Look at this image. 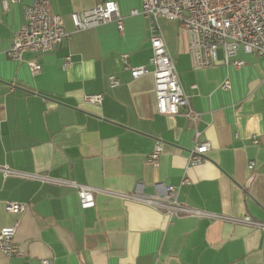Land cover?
Here are the masks:
<instances>
[{"label":"crops","instance_id":"1","mask_svg":"<svg viewBox=\"0 0 264 264\" xmlns=\"http://www.w3.org/2000/svg\"><path fill=\"white\" fill-rule=\"evenodd\" d=\"M101 1L107 0H52L50 10L62 16L70 37L54 51H28L17 61L7 53L32 0H18L8 11L0 0V167L18 173L5 177L0 169V228L17 225L15 240L24 252L6 257L0 250V264H40L43 258L54 264H264L260 229L220 219H170L124 197L163 194L186 176L190 183L178 196L183 204L264 222V55L240 49L235 59L245 64L236 68L221 51L213 66L195 69L187 32L161 19L180 81L200 113L194 125L157 109L149 22L131 14L142 0H116L123 32L116 22L74 29L72 12ZM67 55L71 62L64 67ZM30 59L41 63L39 74L31 72ZM139 65L149 72L134 79L129 66ZM111 74L121 81L113 88ZM227 78L231 87L223 89ZM101 92L99 106L84 103V95ZM196 131L211 148L192 166ZM158 139L163 151L154 167L146 158ZM71 181L94 188L95 207L81 206ZM7 201L27 208L9 212Z\"/></svg>","mask_w":264,"mask_h":264},{"label":"built area","instance_id":"2","mask_svg":"<svg viewBox=\"0 0 264 264\" xmlns=\"http://www.w3.org/2000/svg\"><path fill=\"white\" fill-rule=\"evenodd\" d=\"M18 0H2L5 11ZM52 0H32L25 6V22L14 32L12 46L8 56L17 61L23 60L25 52H51L70 37L66 31L62 16L50 10ZM132 15H143L149 22L152 55L149 65L152 66L154 90L159 113L165 115H184L191 123L197 124L200 113L190 102V95L184 89L175 62L169 52L162 29L161 19L177 21L188 35V52L195 69L213 66L221 50L226 64L239 68L244 61L235 59L240 49L246 53L258 56L264 55V0H142L140 9H133ZM75 30H87L109 22H116L119 30H124V18L120 13L116 0L101 1L91 8L75 11L71 14ZM124 65H128V56H121ZM71 62L67 55L63 66ZM31 72L37 75L42 65L36 59L28 60ZM134 79L147 74V65L129 66ZM121 83L115 74L109 76L111 88ZM223 89H230L231 83L227 78L221 85ZM87 105H100L104 93L84 95ZM200 133L196 131V141L191 148L188 161L192 166L201 164L211 145L207 141H199ZM254 143L259 138L253 136ZM163 151V142L156 140L153 150L146 161L154 167L159 166ZM255 161H250L249 169L254 170ZM4 176L18 174L8 166H2ZM30 176V174H27ZM40 177L39 175H32ZM77 188L80 204L84 209L96 205L94 188L86 184L69 182ZM188 177H184L179 185H168L163 194L142 196L138 193L124 195L127 199L145 203L157 210H163L172 219L175 216H193L197 218L220 219L233 224H245L260 229L264 234V222L250 215L226 216L213 213L201 208L191 207L179 201L181 187L189 184ZM9 212L21 213L27 204L7 201ZM17 225L0 228V250L6 257L23 256L24 252L15 240ZM40 264H54L53 258H43Z\"/></svg>","mask_w":264,"mask_h":264},{"label":"rangeland","instance_id":"3","mask_svg":"<svg viewBox=\"0 0 264 264\" xmlns=\"http://www.w3.org/2000/svg\"><path fill=\"white\" fill-rule=\"evenodd\" d=\"M219 52H221V50Z\"/></svg>","mask_w":264,"mask_h":264}]
</instances>
